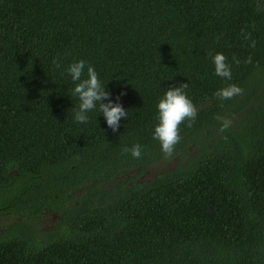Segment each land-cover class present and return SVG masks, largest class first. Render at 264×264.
I'll return each instance as SVG.
<instances>
[{
  "label": "trees",
  "instance_id": "16d2710c",
  "mask_svg": "<svg viewBox=\"0 0 264 264\" xmlns=\"http://www.w3.org/2000/svg\"><path fill=\"white\" fill-rule=\"evenodd\" d=\"M79 60L117 131L98 105L75 121ZM185 83L197 117L166 158L157 104ZM0 227V264H264V0H0Z\"/></svg>",
  "mask_w": 264,
  "mask_h": 264
},
{
  "label": "clouds",
  "instance_id": "9594fccd",
  "mask_svg": "<svg viewBox=\"0 0 264 264\" xmlns=\"http://www.w3.org/2000/svg\"><path fill=\"white\" fill-rule=\"evenodd\" d=\"M245 36V39H248ZM252 47L255 46V41L251 42ZM234 62L239 63L233 58ZM215 74L223 79L231 80L232 74L227 58L222 53H216L212 57ZM246 63H252L251 57L247 58ZM54 67L59 68V58H54L52 61ZM87 70V78L82 79ZM66 72L71 77L74 84L71 95L79 100L78 109L74 112V119L79 123H86L90 111L99 106V112L106 120L107 126L114 132L119 128L121 118H127V113L121 104L113 103L110 99V93L102 86L97 72L91 65H86L84 60H79L71 63ZM187 88V83L181 84L178 87H169L157 104L158 123L154 128L153 139L157 140L164 156L167 158L174 153L175 147L181 141L180 125L185 121L194 122L197 117V109L191 99L186 95L184 89ZM243 89L236 84H231L221 88L214 93L218 100H228L235 96L242 95ZM119 99V98H117ZM107 100V103L102 101ZM221 122L219 131H226L231 120L227 117L217 115L215 117ZM123 154H131L135 159L142 156V147L139 144L133 145L131 148L125 147L122 150Z\"/></svg>",
  "mask_w": 264,
  "mask_h": 264
},
{
  "label": "rangeland",
  "instance_id": "374dc122",
  "mask_svg": "<svg viewBox=\"0 0 264 264\" xmlns=\"http://www.w3.org/2000/svg\"><path fill=\"white\" fill-rule=\"evenodd\" d=\"M173 164H174V161L173 162H166V163H163V164L152 165V166H150L147 169V171H146L147 174L143 175L142 177H139L137 179V181L142 182V181H145V180H150L152 177L155 176V174L157 173L158 170L166 168V167H170ZM49 221H50V217L49 216H47V215L40 216V226H41V228H47V226L49 224Z\"/></svg>",
  "mask_w": 264,
  "mask_h": 264
},
{
  "label": "flooded vegetation",
  "instance_id": "af4514ba",
  "mask_svg": "<svg viewBox=\"0 0 264 264\" xmlns=\"http://www.w3.org/2000/svg\"><path fill=\"white\" fill-rule=\"evenodd\" d=\"M7 216V215H6ZM0 229H2L1 227H0Z\"/></svg>",
  "mask_w": 264,
  "mask_h": 264
}]
</instances>
